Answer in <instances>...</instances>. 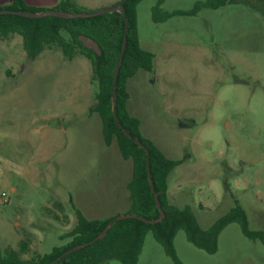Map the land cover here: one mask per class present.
Instances as JSON below:
<instances>
[{"label":"rangeland","instance_id":"rangeland-1","mask_svg":"<svg viewBox=\"0 0 264 264\" xmlns=\"http://www.w3.org/2000/svg\"><path fill=\"white\" fill-rule=\"evenodd\" d=\"M206 1L138 4L139 38L156 62L136 90L139 108L145 129L184 159L169 178L172 201L191 206L203 227L238 201L250 227L264 231V0L186 13ZM167 12L177 13L162 19ZM91 73L84 56L69 60L47 50L31 60L21 35L0 39V249L26 239L31 257L69 240L61 235L76 222V116L92 103ZM98 125L91 122L97 182L110 155ZM174 245L184 264H264V244L245 236L238 222L222 230L215 253L195 246L184 229ZM138 264L175 263L149 231Z\"/></svg>","mask_w":264,"mask_h":264},{"label":"trees","instance_id":"trees-1","mask_svg":"<svg viewBox=\"0 0 264 264\" xmlns=\"http://www.w3.org/2000/svg\"><path fill=\"white\" fill-rule=\"evenodd\" d=\"M141 1H119L125 8V14L112 11L87 18L54 16L29 18L15 14H0V39H7L13 34L21 35L23 47L30 58H36L46 48H55L60 49L68 58L82 54L91 61L93 81L97 87L95 109L102 118L105 142L110 144L116 140L122 155L133 160V177L129 183L132 203L128 213L137 214L136 217L120 220H115V217L89 219L80 209H75L77 217L75 226L71 231L61 235V238L69 237L66 243L54 246L50 252L26 257L30 251V242L22 239L18 247L7 245L0 249V264H107L113 259L119 260L122 264H138L149 231L153 232L155 239L164 247L175 264H184L174 245L175 236L180 229L185 230L188 239L195 246L215 253L218 250L220 233L232 222L240 224L245 236L260 240L264 244V231L250 227L248 214L238 201L208 228L202 227L191 206H178L170 201L168 176L184 159L167 157L153 140L143 135L140 120L130 115L127 109L128 78L140 68L149 71L154 68L155 55L141 46L139 38L137 7ZM163 1L160 0L159 3ZM252 1L207 0L198 2L194 9L186 13L195 14L202 7L218 8L228 2L252 4ZM158 7L154 8L155 13ZM2 9L36 12L47 10L28 6L23 0H12L8 5H0V10ZM53 9L71 13L99 10L84 7L78 0H60ZM176 13L167 12L162 19ZM125 31L127 46L119 68L115 105L122 126L120 127L114 117L113 83ZM81 34L94 38L99 43L102 53L99 55L94 50L86 48L79 39ZM135 138L149 149V156L146 150L135 142ZM151 180L154 190L151 187ZM155 193L159 197L160 207L155 199ZM161 210L164 211L165 217L160 222H147L143 219H156L160 216ZM111 221H114L112 227L102 238L97 239ZM77 245L83 246L75 250L74 247Z\"/></svg>","mask_w":264,"mask_h":264},{"label":"crops","instance_id":"crops-1","mask_svg":"<svg viewBox=\"0 0 264 264\" xmlns=\"http://www.w3.org/2000/svg\"><path fill=\"white\" fill-rule=\"evenodd\" d=\"M23 1L28 6L40 7L45 9H53L60 2V0H23ZM119 1L121 0H78V2L84 7H87L89 9H99V10L116 5L119 3ZM11 2L12 0H0V5H8ZM139 37H140V32H139ZM141 46L145 48L142 44ZM145 49L149 50L147 48ZM47 50H55L59 52L61 51L60 49L46 48L37 57H39L43 52ZM62 56L65 59L73 60L78 56H84V55L76 54L74 57L68 58L62 52ZM36 58H30V59L35 60ZM155 66H156V62L154 57V68L152 71L146 70L144 68H140L133 76L128 78L127 90L129 93V98L127 101V109L130 115L140 120V127L144 136L153 140L155 144L164 152V154L167 157L172 159H180L173 156V154L164 145L159 144L156 141L155 136H153L150 131L145 129L144 121L146 116L139 108L141 102L136 94V90L139 88V85H142V83L146 85L147 79L150 76V74L154 71ZM90 87H91L92 103L86 108V110L82 112L81 114L83 116L82 121L80 120L81 117L80 114H79L80 117L76 116L79 119L78 121V123L80 124L79 130L81 129L82 137L80 140H78L77 142L78 147L77 149L74 150V154L72 155V167H71L72 173L70 180L72 184L74 197L71 205L73 206L74 209H80L83 212V214L89 219L116 217L117 215L128 213V211L131 208L132 202L130 198L129 183L131 182L133 177L134 165L132 159L125 158L122 155L116 140H113L110 144H107L105 142L103 135L102 118L100 113L95 109L97 104V99H96L97 87L95 86V83L93 81V67L90 77ZM95 116H98L97 119L95 118ZM94 120L100 121V126L98 125V127H100V131H101V137H102L101 142L105 144V147L108 148V152L110 153V155L106 156L108 157L106 160L108 162V164H106L107 175L106 177H104V179L102 178V176L100 177L97 176V178L99 179L98 182L95 180L96 175L93 174L95 151H94V143H93L94 140L93 128L91 127V122H93ZM173 170L171 171V173L173 172ZM171 173L168 176V197L172 203L176 204L174 201L171 200L172 183L171 181L169 182ZM96 187L98 188L97 193L99 195H96L94 193V188ZM64 201H65L64 199H60L57 203L62 208H64L63 206ZM55 216L59 217L58 214H55ZM76 221H77V217H76ZM204 228H208V227H204ZM31 243H30V250L32 249ZM13 247H17V246H13Z\"/></svg>","mask_w":264,"mask_h":264},{"label":"water","instance_id":"water-1","mask_svg":"<svg viewBox=\"0 0 264 264\" xmlns=\"http://www.w3.org/2000/svg\"><path fill=\"white\" fill-rule=\"evenodd\" d=\"M112 11H120L121 13L125 14V8L121 3H118V4L113 5L111 7L100 9V10L94 11V12L71 13V12L62 11L60 9H47V10L39 11V12L29 11V10L2 9V10H0V14H15V15H20L22 17H29V18H41V17H45V16H54V17H60V18H77V17L87 18V17L95 16L97 14L104 13V12H112ZM127 29H128V21L126 19V31H127ZM126 31H125V34L123 37L118 67H117L116 72H115V78H114V83H113L114 117H115V119L118 122V125L120 127H122V126L119 122L115 105H116V89H117V79H118L119 68H120V65H121V62H122V59L124 56V52L126 50V46H127ZM79 39L86 48L94 50L99 55L102 53V50L100 48L99 43L94 38H92L86 34H81V35H79ZM127 135L129 137H131V135L129 133H127ZM135 142L140 147L144 148L146 150L147 156H149V149L147 147H145L144 144L138 138H135ZM150 183H151L152 189L154 190V185H153L152 180ZM155 199L158 203V207H160L161 204L159 202V197L156 193H155ZM136 216H137V214H135V213H124V214L117 215L115 217V220H120V219L127 218V217H136ZM164 217H165V213L163 210H161V214L158 218L153 219V220L146 219V218H143V219L147 222L156 223V222H160ZM113 223H114V221H111L110 223H108V225L105 227V229L97 236V239L102 238L106 234V232L112 227ZM82 246L83 245H77L74 247V249L76 250Z\"/></svg>","mask_w":264,"mask_h":264},{"label":"built area","instance_id":"built-area-1","mask_svg":"<svg viewBox=\"0 0 264 264\" xmlns=\"http://www.w3.org/2000/svg\"><path fill=\"white\" fill-rule=\"evenodd\" d=\"M8 200H9V198H8V196H7V193H6V192H3V193H2V201L7 203Z\"/></svg>","mask_w":264,"mask_h":264}]
</instances>
